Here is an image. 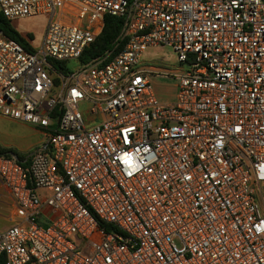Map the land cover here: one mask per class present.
I'll return each instance as SVG.
<instances>
[{
	"label": "built area",
	"instance_id": "1",
	"mask_svg": "<svg viewBox=\"0 0 264 264\" xmlns=\"http://www.w3.org/2000/svg\"><path fill=\"white\" fill-rule=\"evenodd\" d=\"M0 13L52 15L37 51L0 31V115L47 138L27 168L0 156L19 217L0 233L4 264H264V0H0ZM106 16L123 19L114 49L81 62ZM158 46L186 69L143 67ZM153 77L176 80L173 103Z\"/></svg>",
	"mask_w": 264,
	"mask_h": 264
},
{
	"label": "rangeland",
	"instance_id": "2",
	"mask_svg": "<svg viewBox=\"0 0 264 264\" xmlns=\"http://www.w3.org/2000/svg\"><path fill=\"white\" fill-rule=\"evenodd\" d=\"M1 16V14H0ZM51 14H39L25 19H17L11 21L12 28L17 31L19 35L25 38L32 48V50H39L44 41V36L47 30ZM143 67L159 68L161 72L184 71L186 67L181 65L177 59V55L171 48L158 46L155 48H148L141 60ZM67 70L72 71L78 68V61H69L65 63ZM152 84L155 91L162 102L173 103L176 98L177 82L171 78H152ZM35 133L27 126L17 124L11 120L0 115V149H11L20 154L29 152L38 140ZM48 225L45 224L44 227Z\"/></svg>",
	"mask_w": 264,
	"mask_h": 264
},
{
	"label": "trees",
	"instance_id": "3",
	"mask_svg": "<svg viewBox=\"0 0 264 264\" xmlns=\"http://www.w3.org/2000/svg\"><path fill=\"white\" fill-rule=\"evenodd\" d=\"M1 14V13H0ZM11 21L6 20L3 15L0 16V31L3 33L6 37L18 42L19 44L23 45L27 50L32 51V48L28 44L27 40L23 38L21 35L15 31L11 26ZM104 28L101 34H99L97 40L86 49L84 54L82 55L81 59H79L81 62L85 63L89 61V59L96 57L98 55H101L105 53L106 51H111L115 47V43L120 36L123 25V19L122 17H116V16H106L105 22H104ZM54 68L57 70H64L66 71L65 65L63 63H54ZM0 156H5L8 158H12L8 151H4L0 149ZM24 160H27L26 157H19L17 161L20 163ZM21 163L23 166L24 163ZM28 162V161H27ZM26 167V166H25ZM4 258L0 257V264H4Z\"/></svg>",
	"mask_w": 264,
	"mask_h": 264
},
{
	"label": "crops",
	"instance_id": "4",
	"mask_svg": "<svg viewBox=\"0 0 264 264\" xmlns=\"http://www.w3.org/2000/svg\"><path fill=\"white\" fill-rule=\"evenodd\" d=\"M153 78H158V77H153ZM13 122L29 127L31 130H33V132L35 133L34 135H36L38 138L34 146H32V148H29L31 149L29 152H23V153L18 154L11 149L4 150V151H8L11 157L14 158L15 160L19 159V157L21 158L26 157L27 160H24V162L23 161L22 162L27 168L30 163L29 160H30L31 155L37 149L45 147V145L47 144V138L44 136V133L38 128L32 127L30 125H27V124H24L18 121H13ZM12 155H14V157ZM15 210H16V207H15V203H14L11 191L3 183V181L0 178V233L8 230L13 225L19 222V217L17 216V213L15 212Z\"/></svg>",
	"mask_w": 264,
	"mask_h": 264
},
{
	"label": "water",
	"instance_id": "5",
	"mask_svg": "<svg viewBox=\"0 0 264 264\" xmlns=\"http://www.w3.org/2000/svg\"><path fill=\"white\" fill-rule=\"evenodd\" d=\"M14 157V155H12ZM16 158V157H15Z\"/></svg>",
	"mask_w": 264,
	"mask_h": 264
}]
</instances>
